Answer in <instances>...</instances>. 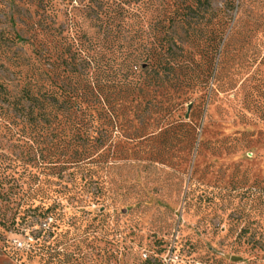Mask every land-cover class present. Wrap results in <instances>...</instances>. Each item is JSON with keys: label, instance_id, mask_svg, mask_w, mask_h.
<instances>
[{"label": "rangeland", "instance_id": "1", "mask_svg": "<svg viewBox=\"0 0 264 264\" xmlns=\"http://www.w3.org/2000/svg\"><path fill=\"white\" fill-rule=\"evenodd\" d=\"M170 40L188 83L144 98L169 121H156L145 141L114 139L109 154L111 163H153L123 167L133 173L125 185L136 186L129 204L144 214L116 217L125 205L116 203L109 222L119 232L83 245L84 256L60 250L59 264H264V0H0V162L36 165L12 104L31 76L75 98L86 86L110 100L119 86L107 76L124 64L132 77L134 62L160 58ZM37 228L0 233V264H48Z\"/></svg>", "mask_w": 264, "mask_h": 264}, {"label": "trees", "instance_id": "2", "mask_svg": "<svg viewBox=\"0 0 264 264\" xmlns=\"http://www.w3.org/2000/svg\"><path fill=\"white\" fill-rule=\"evenodd\" d=\"M196 4L209 6V0H196ZM242 4L238 3V12L244 8ZM180 17L176 16L178 23L182 22ZM259 17L255 14L250 20L258 23ZM169 42L168 46L161 45L160 58L143 59L142 64L134 62L132 77L129 71L122 70L124 64L116 75H108L116 78V88L119 86L118 96L110 100L100 99L99 93L86 86L75 98L63 88L50 89L41 83L42 79L29 78L12 104L17 118L26 126L22 136L28 140L27 153L36 165L27 169L19 163L0 162V233L19 234L29 227H39L30 233L41 243L40 251L48 254L47 263L59 264L61 251L74 248L84 256L83 245L92 247L99 236L104 239L119 232L109 222L116 203L125 204L116 217L141 218L144 208L129 204L136 186L125 182L137 168L147 170L153 163H111L109 154L114 139L145 141L158 134L156 121H169L170 112H158L161 103L144 99L150 89L154 93L168 88L177 91L188 83L186 60L178 59L176 53L181 47L174 40ZM168 53L172 59H165ZM91 65L105 76L98 61L82 59L83 69ZM123 167H129L132 174L124 175ZM93 205L101 209L82 210L79 214L67 210ZM252 242L261 244L258 240ZM23 249L13 247V252L19 254Z\"/></svg>", "mask_w": 264, "mask_h": 264}]
</instances>
